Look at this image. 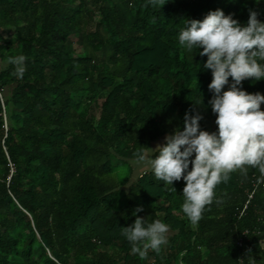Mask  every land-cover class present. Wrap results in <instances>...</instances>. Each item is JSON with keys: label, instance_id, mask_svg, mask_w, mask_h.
Instances as JSON below:
<instances>
[{"label": "trees", "instance_id": "16d2710c", "mask_svg": "<svg viewBox=\"0 0 264 264\" xmlns=\"http://www.w3.org/2000/svg\"><path fill=\"white\" fill-rule=\"evenodd\" d=\"M217 9L264 22V0H0V264H264L256 169L218 184L193 225L183 180L174 191L150 170L121 181L114 167L165 142L186 112L217 130L207 58L178 43L186 19ZM17 55L23 79L8 63ZM243 90L264 94V81ZM138 207L170 226L144 259L121 233Z\"/></svg>", "mask_w": 264, "mask_h": 264}, {"label": "clouds", "instance_id": "9594fccd", "mask_svg": "<svg viewBox=\"0 0 264 264\" xmlns=\"http://www.w3.org/2000/svg\"><path fill=\"white\" fill-rule=\"evenodd\" d=\"M162 2L148 0L152 5ZM259 16L249 10V19L241 24L234 15L217 9L209 11L202 20L186 19L178 43L185 53L197 50L196 56L207 58L198 65L200 71L211 72L208 106L216 117L217 130H202L204 117L199 112H186L182 127L168 134L163 145L155 150L141 146L130 161L136 169L150 170L157 181L171 185L174 191V182L183 180L181 211L193 225L213 203L216 186L227 182L233 172L245 173L254 168L264 180V94L243 90L246 80L264 81V22ZM25 61L24 55L8 59L17 79L25 75ZM143 210L138 207L133 213L135 222L121 228L131 252L141 259L149 251L159 252L168 243L170 232V226L161 220L149 223L141 218L138 213ZM241 261L256 264L250 255L247 261Z\"/></svg>", "mask_w": 264, "mask_h": 264}, {"label": "rangeland", "instance_id": "374dc122", "mask_svg": "<svg viewBox=\"0 0 264 264\" xmlns=\"http://www.w3.org/2000/svg\"><path fill=\"white\" fill-rule=\"evenodd\" d=\"M164 144V140H160L157 144H155V147H153L152 149L155 150V148L158 145H163ZM117 162L116 160H114V167H115V171L116 174L118 176V179H120L121 181H125L128 178H131L132 180L137 178V175H135V178H133V175L135 174V169L133 166H131L130 163L127 162ZM144 170H148V169H144ZM138 172H141V170H137ZM138 174V173H137Z\"/></svg>", "mask_w": 264, "mask_h": 264}, {"label": "crops", "instance_id": "0c3cea01", "mask_svg": "<svg viewBox=\"0 0 264 264\" xmlns=\"http://www.w3.org/2000/svg\"><path fill=\"white\" fill-rule=\"evenodd\" d=\"M3 64H4V63H2V62L0 61V69L3 67ZM157 143H158V142H157ZM157 143H155V144H157ZM155 144H153L152 148L155 147ZM152 148H151V149H152ZM131 166H132V165H131ZM137 170H138V169H135V172H134L135 174L133 175V178H135V175H137V177H139V176H140L142 173H144L145 171H149V170H141V172H138ZM137 173H138V174H137Z\"/></svg>", "mask_w": 264, "mask_h": 264}, {"label": "built area", "instance_id": "2783aa9c", "mask_svg": "<svg viewBox=\"0 0 264 264\" xmlns=\"http://www.w3.org/2000/svg\"><path fill=\"white\" fill-rule=\"evenodd\" d=\"M240 246H241V242H240Z\"/></svg>", "mask_w": 264, "mask_h": 264}]
</instances>
